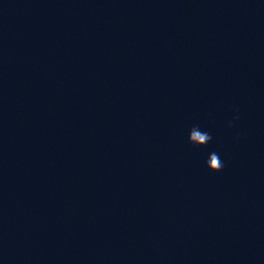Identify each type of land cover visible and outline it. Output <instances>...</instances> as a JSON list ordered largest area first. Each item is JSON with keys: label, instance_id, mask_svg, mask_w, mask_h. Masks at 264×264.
<instances>
[{"label": "water", "instance_id": "1", "mask_svg": "<svg viewBox=\"0 0 264 264\" xmlns=\"http://www.w3.org/2000/svg\"><path fill=\"white\" fill-rule=\"evenodd\" d=\"M0 264H264V0H0Z\"/></svg>", "mask_w": 264, "mask_h": 264}, {"label": "clouds", "instance_id": "2", "mask_svg": "<svg viewBox=\"0 0 264 264\" xmlns=\"http://www.w3.org/2000/svg\"><path fill=\"white\" fill-rule=\"evenodd\" d=\"M193 139L196 140V141H199V142L203 143V142H206V140L208 139V137L205 136V135H198V134H195L194 133L193 134ZM212 163L215 164L216 163L215 160H213Z\"/></svg>", "mask_w": 264, "mask_h": 264}]
</instances>
